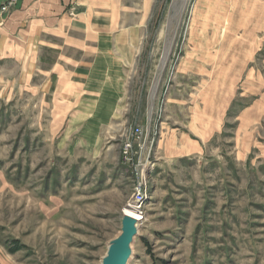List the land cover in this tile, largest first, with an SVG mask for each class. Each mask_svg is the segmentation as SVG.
<instances>
[{
	"label": "rangeland",
	"instance_id": "1",
	"mask_svg": "<svg viewBox=\"0 0 264 264\" xmlns=\"http://www.w3.org/2000/svg\"><path fill=\"white\" fill-rule=\"evenodd\" d=\"M226 5L153 1L139 53L125 72L123 109L105 129L97 125L100 114L89 112L83 114L88 121L73 126L69 120L63 131V122L33 112L32 89L0 98V111L8 115L0 127V264H101L131 197V172L120 158L127 127L140 126L148 139L156 134L155 162L162 133L167 137L171 129L178 142L184 136L198 150L199 139L188 129L196 132L191 123L207 73L215 76L209 85L218 88H211L207 109L232 88L229 79L216 80L231 69L230 60L208 62L210 54L232 55L231 49L208 48V36L223 28L217 15ZM258 69L245 96L236 91L224 130H208L210 140L200 135L208 140L200 161L191 156L176 169L170 162L155 166L127 264H264V64ZM94 90L91 85L87 94ZM111 92L105 87L101 99ZM248 105L257 111L236 122L237 111ZM13 240L25 248L10 254Z\"/></svg>",
	"mask_w": 264,
	"mask_h": 264
},
{
	"label": "crops",
	"instance_id": "2",
	"mask_svg": "<svg viewBox=\"0 0 264 264\" xmlns=\"http://www.w3.org/2000/svg\"><path fill=\"white\" fill-rule=\"evenodd\" d=\"M153 1L20 0L7 16L0 18V98L8 101L10 96L25 95L32 89V95L37 97L33 112L47 113L54 122H63V131L68 128L69 120L73 126L88 121L89 115L83 114L89 112L100 114L96 118L97 125L107 128L103 126L113 122L118 117L116 113L123 109L125 72L139 53ZM2 2L0 0V5ZM226 2L225 11L217 15L225 20L223 28L216 27L214 34L208 36V48L231 49L232 55L219 58L210 54L208 62L230 60L231 69L216 74V80L229 79L232 88L208 103L210 108L207 109L213 94L211 88L218 89L217 83L209 85L210 78L215 76L207 73L209 80L201 87L206 92L197 95L198 105L194 111H198V116H193L195 120L191 123L196 132L188 129L199 139L198 150L184 136L178 142L177 137H173L177 135L175 129L167 132L170 133L167 137L162 133L158 144L163 150L158 145L160 151L156 152L159 168L170 162L176 169L179 161L191 156L200 161L201 145L208 141L204 138L210 140L207 131L213 134L224 130L236 91L240 92V97L245 96L242 92L251 84L248 82L260 75L258 66L264 64V0ZM91 85L95 90L89 95ZM105 87L112 92L101 99ZM220 100L224 103L220 104ZM250 105L237 111L236 122L242 120V115L254 111ZM170 137L171 142L162 143ZM84 148L87 153H97Z\"/></svg>",
	"mask_w": 264,
	"mask_h": 264
},
{
	"label": "built area",
	"instance_id": "3",
	"mask_svg": "<svg viewBox=\"0 0 264 264\" xmlns=\"http://www.w3.org/2000/svg\"><path fill=\"white\" fill-rule=\"evenodd\" d=\"M20 0H3L0 5V18L7 16ZM125 131L126 142L123 144L121 162L131 172V197L125 208L134 211L141 218L138 225L145 219V207L150 198L149 184L156 162L154 161V141L147 131L140 126H129Z\"/></svg>",
	"mask_w": 264,
	"mask_h": 264
},
{
	"label": "water",
	"instance_id": "4",
	"mask_svg": "<svg viewBox=\"0 0 264 264\" xmlns=\"http://www.w3.org/2000/svg\"><path fill=\"white\" fill-rule=\"evenodd\" d=\"M138 221L122 214L120 234L113 239L107 248L101 264H127L132 255V243L138 235Z\"/></svg>",
	"mask_w": 264,
	"mask_h": 264
},
{
	"label": "trees",
	"instance_id": "5",
	"mask_svg": "<svg viewBox=\"0 0 264 264\" xmlns=\"http://www.w3.org/2000/svg\"><path fill=\"white\" fill-rule=\"evenodd\" d=\"M5 116H8V115H7V114H4L3 111H0V127H1L3 124L6 123V122L3 120V118H4ZM12 243H13V246H9V247H7V250H8V252H9L10 254H14V253H16V252H18V251H20V250H22V249L25 248V246L21 245L17 240H13ZM144 244H145V246H146V252H147V254L150 255V254H151V251H150V248H149V244H148L146 241H144Z\"/></svg>",
	"mask_w": 264,
	"mask_h": 264
},
{
	"label": "bare ground",
	"instance_id": "6",
	"mask_svg": "<svg viewBox=\"0 0 264 264\" xmlns=\"http://www.w3.org/2000/svg\"><path fill=\"white\" fill-rule=\"evenodd\" d=\"M164 40V39H163ZM166 41V40H165ZM164 46V45H163ZM163 52H165L164 53V58L162 57V59H163V61L161 62L162 63V65H164V63H165V60H166V57H167V55H168V52H169V49H167L166 48V51H163ZM163 55V54H162ZM150 88V87H149ZM151 104V103H150ZM124 212V214H126V215H128V216H131L135 221H138V220H140V216L138 215V214H136L134 211H132V210H129V209H127V208H124V210H123Z\"/></svg>",
	"mask_w": 264,
	"mask_h": 264
}]
</instances>
